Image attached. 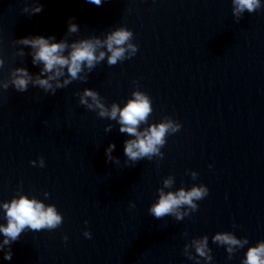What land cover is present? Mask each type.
Returning a JSON list of instances; mask_svg holds the SVG:
<instances>
[{"label":"water","instance_id":"95a60500","mask_svg":"<svg viewBox=\"0 0 264 264\" xmlns=\"http://www.w3.org/2000/svg\"><path fill=\"white\" fill-rule=\"evenodd\" d=\"M25 3L31 0H0V77L17 66L38 73L30 49L12 42L27 35L59 41L69 18L80 28L69 41L103 38L123 26L138 51L114 66L102 61L86 81L54 95L31 85L26 92L0 90V201L24 194L54 204L63 217L53 230L26 229L11 244V260L0 252V264H196L183 247L202 235L213 257L207 264H241L247 247L264 240V7L236 22L231 0H102L100 6L39 0L42 11L31 16L22 11ZM16 47H24L23 57L14 55ZM86 87L106 105L120 106L140 90L152 103L148 123L178 121L181 129L166 137L163 158L126 164L128 135L78 103ZM109 143L118 163L106 161ZM40 157L43 167L29 163ZM168 175L174 184L165 191L201 183L209 190L180 221L148 212ZM0 223H6L3 209ZM219 231L248 244L228 259L211 239Z\"/></svg>","mask_w":264,"mask_h":264},{"label":"clouds","instance_id":"9594fccd","mask_svg":"<svg viewBox=\"0 0 264 264\" xmlns=\"http://www.w3.org/2000/svg\"><path fill=\"white\" fill-rule=\"evenodd\" d=\"M89 3L100 6L102 0H88ZM232 15L236 22H239L243 13H254L264 7L261 0H231ZM42 4L39 0H31V5L25 3L22 11L37 14L42 11ZM79 26L74 18L67 21L65 35L59 41L54 36L27 35L15 39L13 45L27 46L30 51L31 62L39 67L38 73H31L26 67H10L7 75L0 77V90L6 91L10 86L18 92H26L29 85L42 89L49 94H55L57 89L67 87L75 80L86 81L90 73L99 63L106 61L109 66H114L125 59L132 58L138 51L137 44L133 43V32L123 26L115 27L105 32L103 38L90 35L83 38L69 41L68 36L78 34ZM16 56L25 55L24 47H16ZM5 66V57L0 52V69ZM78 103L88 110L95 111L100 118L116 121L118 130L127 134L128 139L123 142V153L126 157L125 163L129 161L134 165L137 161L153 157L163 158L161 148L166 143V137L181 129L178 121L164 117L158 122L148 123L152 114V103L150 97L140 90L134 89L131 98L127 99L123 106L112 102L106 105L103 98L93 89L84 88L77 93ZM142 124L146 127L141 128ZM111 124L105 125V132H110ZM115 144L109 143L104 153L106 161L118 163V158L113 156ZM33 166H44L42 157L29 161ZM211 167V165H209ZM193 179L197 178L195 171H189ZM174 184V177L168 175L162 181V187L157 188L158 196L148 207V212L156 219L172 216L180 221L198 209L196 201L204 199L208 195V188L204 184H193L185 189L179 187L175 191L171 189ZM43 195L47 198L48 193ZM129 207L134 208L135 204L129 202ZM0 209H3L6 223H0V252L5 260H11V244L17 241L21 233L26 229L40 231L42 229L53 230L63 223L62 215L57 211L54 204H45L35 197H28L24 194L14 196L7 201H0ZM87 223V222H85ZM85 238L91 239V233L83 232ZM185 235H187L185 233ZM67 240V236L63 237ZM212 241L217 245H223L228 253V259L238 249L248 244L246 237L238 238L232 232L219 231L212 235ZM194 249L193 255L189 249ZM183 254L190 260L200 264V258L205 264L212 261L211 249L208 246V237L202 235L192 237L189 243H185ZM241 264H264V240L257 241L250 245L241 260Z\"/></svg>","mask_w":264,"mask_h":264}]
</instances>
